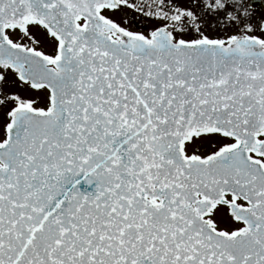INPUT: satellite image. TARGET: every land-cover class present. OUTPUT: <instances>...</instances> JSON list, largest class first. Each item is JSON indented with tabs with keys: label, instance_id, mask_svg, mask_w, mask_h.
I'll list each match as a JSON object with an SVG mask.
<instances>
[{
	"label": "snow or ice",
	"instance_id": "obj_1",
	"mask_svg": "<svg viewBox=\"0 0 264 264\" xmlns=\"http://www.w3.org/2000/svg\"><path fill=\"white\" fill-rule=\"evenodd\" d=\"M256 7L0 0V264H264Z\"/></svg>",
	"mask_w": 264,
	"mask_h": 264
},
{
	"label": "flooded vegetation",
	"instance_id": "obj_2",
	"mask_svg": "<svg viewBox=\"0 0 264 264\" xmlns=\"http://www.w3.org/2000/svg\"><path fill=\"white\" fill-rule=\"evenodd\" d=\"M255 5L257 6L255 11L258 15H264V0H254Z\"/></svg>",
	"mask_w": 264,
	"mask_h": 264
},
{
	"label": "water",
	"instance_id": "obj_3",
	"mask_svg": "<svg viewBox=\"0 0 264 264\" xmlns=\"http://www.w3.org/2000/svg\"><path fill=\"white\" fill-rule=\"evenodd\" d=\"M82 187H83V185H82Z\"/></svg>",
	"mask_w": 264,
	"mask_h": 264
}]
</instances>
